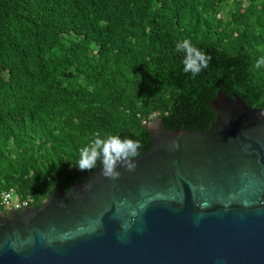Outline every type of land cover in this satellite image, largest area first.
I'll return each instance as SVG.
<instances>
[{
  "label": "trees",
  "instance_id": "16d2710c",
  "mask_svg": "<svg viewBox=\"0 0 264 264\" xmlns=\"http://www.w3.org/2000/svg\"><path fill=\"white\" fill-rule=\"evenodd\" d=\"M245 3V5L243 4ZM0 0V194L38 207L82 171L93 133L139 139L143 122L206 129L218 91L264 106V0ZM210 57L193 77L175 45ZM154 116V117H153ZM6 211L0 203V212Z\"/></svg>",
  "mask_w": 264,
  "mask_h": 264
},
{
  "label": "water",
  "instance_id": "95a60500",
  "mask_svg": "<svg viewBox=\"0 0 264 264\" xmlns=\"http://www.w3.org/2000/svg\"><path fill=\"white\" fill-rule=\"evenodd\" d=\"M209 106L206 129L145 123L134 171L0 212V264H264V106L221 91Z\"/></svg>",
  "mask_w": 264,
  "mask_h": 264
},
{
  "label": "clouds",
  "instance_id": "9594fccd",
  "mask_svg": "<svg viewBox=\"0 0 264 264\" xmlns=\"http://www.w3.org/2000/svg\"><path fill=\"white\" fill-rule=\"evenodd\" d=\"M177 53L182 54L183 72L191 73L193 77L206 69L210 57L202 49L196 47L188 38L180 40L175 45ZM257 69L264 67V56L257 58ZM178 147V145H176ZM142 143L139 139L121 138L119 135L93 133L90 141L79 150L77 166L82 171L99 168L101 174L110 179H118L121 175L119 168L134 171L136 159L141 155ZM71 195V191L66 189Z\"/></svg>",
  "mask_w": 264,
  "mask_h": 264
},
{
  "label": "built area",
  "instance_id": "2783aa9c",
  "mask_svg": "<svg viewBox=\"0 0 264 264\" xmlns=\"http://www.w3.org/2000/svg\"><path fill=\"white\" fill-rule=\"evenodd\" d=\"M143 123L145 124L146 122ZM15 195V190L13 188L5 190L0 194V203L5 210L23 209L28 205L31 206V198H19L16 196V199H14Z\"/></svg>",
  "mask_w": 264,
  "mask_h": 264
},
{
  "label": "rangeland",
  "instance_id": "374dc122",
  "mask_svg": "<svg viewBox=\"0 0 264 264\" xmlns=\"http://www.w3.org/2000/svg\"><path fill=\"white\" fill-rule=\"evenodd\" d=\"M232 1L233 0H226V3H228L229 5H231L232 4ZM226 3H225V8L222 9V11L218 14L220 18H226L227 15H228V13H229V11H230L229 5H227ZM243 4L245 5L244 2H243ZM14 199H16V195L14 196Z\"/></svg>",
  "mask_w": 264,
  "mask_h": 264
}]
</instances>
